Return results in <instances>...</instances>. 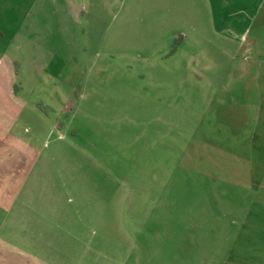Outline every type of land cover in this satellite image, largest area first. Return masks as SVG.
<instances>
[{"label":"rangeland","instance_id":"374dc122","mask_svg":"<svg viewBox=\"0 0 264 264\" xmlns=\"http://www.w3.org/2000/svg\"><path fill=\"white\" fill-rule=\"evenodd\" d=\"M84 2L98 68L0 127V264H264V68L241 63L264 28L226 54L198 37L208 71L157 58L177 24L152 0Z\"/></svg>","mask_w":264,"mask_h":264},{"label":"crops","instance_id":"0c3cea01","mask_svg":"<svg viewBox=\"0 0 264 264\" xmlns=\"http://www.w3.org/2000/svg\"><path fill=\"white\" fill-rule=\"evenodd\" d=\"M152 2L155 12L151 15H155L157 24L167 25L166 20L177 24L166 29L168 34L161 37L159 60L173 57L178 50L185 49L190 51L193 64L199 63L211 71V65L219 62L216 56L209 54L215 55L214 50L226 54L235 46L242 48L251 30V35H258L259 29L264 28V0ZM191 6L200 11L197 20L195 14L189 12ZM85 7L84 0H0V127L15 125L19 115L27 109L36 112L38 102L35 98L50 97L54 83L61 82L67 89H73L75 83H82L93 66L98 68L94 36L95 25L101 20ZM208 35L215 42L214 45L206 42L203 49L209 54L205 52L203 57H207L203 58L195 41L198 37L206 39ZM176 37L179 42L172 44ZM251 42L252 45L258 44L257 41ZM249 47L243 48L245 54H248ZM256 50L260 51L258 46ZM118 52L120 59H125L128 53L122 49ZM257 53L258 58L241 60L247 70L255 69L254 76H259L260 69L264 68V56ZM196 76L200 77L201 73ZM56 88L59 89L56 95L61 97L62 88ZM37 91L42 94H35ZM240 230L233 241H239ZM229 254H236L237 261L246 264L239 252L228 249ZM247 264L258 263L248 261Z\"/></svg>","mask_w":264,"mask_h":264}]
</instances>
